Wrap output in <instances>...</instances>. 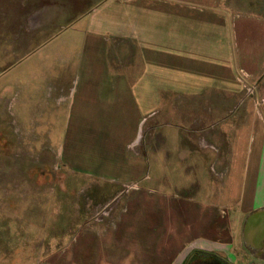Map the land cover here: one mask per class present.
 I'll return each mask as SVG.
<instances>
[{"label":"crops","instance_id":"obj_1","mask_svg":"<svg viewBox=\"0 0 264 264\" xmlns=\"http://www.w3.org/2000/svg\"><path fill=\"white\" fill-rule=\"evenodd\" d=\"M260 1L97 0L78 18L87 27L82 71L27 80L0 72L5 111L13 98L31 107L21 146L53 134L49 116L61 106L57 159L116 191L137 182L110 226L81 227L47 264H182L192 249L229 264H264V201H256L264 168ZM43 10L28 12L21 32L36 36ZM56 33L13 65L51 46ZM48 124L49 132L34 130ZM86 155L99 164L78 167Z\"/></svg>","mask_w":264,"mask_h":264},{"label":"rangeland","instance_id":"obj_2","mask_svg":"<svg viewBox=\"0 0 264 264\" xmlns=\"http://www.w3.org/2000/svg\"><path fill=\"white\" fill-rule=\"evenodd\" d=\"M96 1L0 0V72L8 70L6 79L22 76L27 80V75L60 72L73 76L82 71L79 60L82 56L89 59L88 52L82 48L87 27L78 18L86 10L90 11ZM260 2L264 6V0ZM247 3L253 5V2ZM35 8L45 9L42 11L45 13L40 14L43 26L33 36L21 30L25 15ZM19 13L22 15V27L16 26ZM65 25L67 27L62 29ZM54 33L56 36L51 46L45 44L27 60L13 65L30 48L40 45L43 39ZM92 58L97 57L92 55ZM46 83L42 89H46ZM31 93L32 90H26L28 96ZM50 109L45 106L39 118L46 119ZM56 109L58 111L49 116L54 118V127L57 125L53 134L47 138L41 135L36 146H21L18 142H23V138L30 135L26 132L33 126L31 107H23L20 99L13 98L5 111L6 107L0 103V264H47V257L63 249L67 240L81 227L91 225L103 229L110 226V220L122 208V198L130 190L125 187L129 183L118 188L119 191L113 190L102 180H94L95 176L93 179L82 175L77 168L74 171L67 168V164L64 166L60 154H57L60 158L57 159L54 153L62 145L65 118L61 106ZM48 128L53 126H35L34 130L46 133L50 131ZM86 157L78 160L76 165L93 168L99 164V159ZM242 170L243 165L239 171ZM251 173L252 168L249 175ZM259 176L257 202L260 199L264 201V168H261ZM250 178L247 176L246 179L249 181ZM130 183L132 186L137 184ZM235 243L234 247L241 248V239Z\"/></svg>","mask_w":264,"mask_h":264},{"label":"trees","instance_id":"obj_3","mask_svg":"<svg viewBox=\"0 0 264 264\" xmlns=\"http://www.w3.org/2000/svg\"><path fill=\"white\" fill-rule=\"evenodd\" d=\"M182 264H229L225 258L215 252H205L192 249L184 258Z\"/></svg>","mask_w":264,"mask_h":264},{"label":"built area","instance_id":"obj_4","mask_svg":"<svg viewBox=\"0 0 264 264\" xmlns=\"http://www.w3.org/2000/svg\"><path fill=\"white\" fill-rule=\"evenodd\" d=\"M249 89V88H248ZM126 188H132L134 186L131 185V183H129L128 185H125Z\"/></svg>","mask_w":264,"mask_h":264},{"label":"water","instance_id":"obj_5","mask_svg":"<svg viewBox=\"0 0 264 264\" xmlns=\"http://www.w3.org/2000/svg\"><path fill=\"white\" fill-rule=\"evenodd\" d=\"M261 235H264V228H263L262 231H261Z\"/></svg>","mask_w":264,"mask_h":264}]
</instances>
